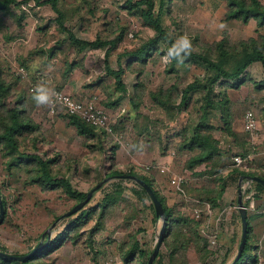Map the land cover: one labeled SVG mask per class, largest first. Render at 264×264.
<instances>
[{"label": "rangeland", "instance_id": "rangeland-1", "mask_svg": "<svg viewBox=\"0 0 264 264\" xmlns=\"http://www.w3.org/2000/svg\"><path fill=\"white\" fill-rule=\"evenodd\" d=\"M42 1L47 0H14L0 10V70L10 87L6 102L10 106L21 98L25 116L38 126L18 135L14 155L8 156L0 146V196L5 208L0 251L15 256L29 253L47 240L42 235L57 218L79 203L61 187L48 189L32 183L39 174L38 162L48 160L51 175L67 180L73 190L87 194L98 184L100 188L81 210L50 229L49 240H56L82 211H89L76 244L61 241L35 263L144 264L146 260L136 254L127 263L124 258L135 242L151 254L161 221L141 187L118 177L133 172L145 177L173 212L170 235L159 250L161 264H223L222 259H214L218 245H208V234L215 226V212L237 210V181H231L235 191L230 202L214 204L213 191L219 189L218 178L235 168L232 160L237 156L246 159L245 168H239L264 172V90L253 85L264 79L261 64L245 69L246 81L238 88L223 79L212 83L214 101L228 100L223 114L212 110L204 121L212 127L208 132L218 142L221 162L215 169L211 163L187 169L185 162L196 151L182 148V142L202 122L206 91H192L183 104L181 92L195 80L206 84L214 72L202 63H192L176 65L168 73L171 63L163 61L168 53L164 41L135 56L154 31L127 8L126 0H57L59 18L50 4L39 5ZM152 1L154 17L178 48L183 38L190 41V49L205 54L206 46L222 39L230 46L254 39L264 47V26L257 27L253 20L247 24L225 20L227 7H221L222 0ZM69 33L79 40H101L106 46L79 50ZM118 70L122 89L116 87L113 75ZM40 81L46 91L96 97L114 135H78L69 116L50 114L46 103L33 99L31 85ZM247 112L257 123L254 141L243 129ZM221 116L230 118L236 140L223 132ZM259 195L264 199V193ZM247 196H257L249 185L243 202ZM238 246L233 247L234 257Z\"/></svg>", "mask_w": 264, "mask_h": 264}, {"label": "trees", "instance_id": "trees-1", "mask_svg": "<svg viewBox=\"0 0 264 264\" xmlns=\"http://www.w3.org/2000/svg\"><path fill=\"white\" fill-rule=\"evenodd\" d=\"M225 2L227 6V12L225 20H234L240 21L244 24H247L249 20H254L256 22L257 27L264 26V4L260 2V0H222ZM14 0H2L0 1V10L8 7L9 4L13 3ZM50 4L51 8L55 13H57L58 18L61 16L60 11L57 8V0H47L40 2L39 5ZM125 4L127 8L130 10H134L139 14L140 19L149 29L154 31L153 37L148 40V42L143 45L138 51L134 53L135 56L140 57L143 53H146L149 49H155L156 45L159 41H164L167 43L168 51L172 48H178L175 45L174 40L171 36H169L164 28L159 23L158 18L154 17L153 14V1L152 0H126ZM70 41L79 46V50H83L85 48H101L106 46V43L96 39L95 41H84L75 38L72 33H69ZM113 42L110 43V46H113ZM215 46V48L213 47ZM206 46L204 48L205 53L195 52L190 49V52L187 55L183 56L182 62H177V60H172L171 67L168 73H173L174 66L176 65H187L192 63H202L206 65L210 71L214 72L213 77L207 79L206 84L195 80L192 83L187 84V86L181 92V102L185 103L187 96L196 90H204L206 91V95L204 98V104L202 106V110L204 112L203 118H201L202 122L193 130V133L190 138L185 139L182 142V148H185L189 151H196L195 155L190 157L186 162V168L192 169L196 166L211 163L212 169H215L219 166L221 159L219 158V150H218V142L209 134V130L212 129L208 124H204V121L209 116L212 110H219L221 114L224 113V107L227 106L228 100L224 98L223 101L218 100L214 101L213 98V89L212 83L219 79L230 81L231 87L238 88L241 84H243L246 80L242 77L245 69L251 66L254 63H260L264 72V47H261L259 43H257L254 39H249L247 41H240L237 45L230 46L227 39H222L214 45ZM148 49V50H147ZM217 50V52H216ZM109 52L106 51L105 55H108ZM114 79L116 82V87L122 89L121 82V72L118 70L114 72ZM254 88L258 91L264 90V79L259 82H254ZM230 86V85H229ZM175 88L174 86L172 89ZM10 87L5 84L2 79V73L0 70V146H3L8 151V156L14 155L18 150V135L29 131L33 132L37 130L38 126L34 125L33 122L25 116V111L22 108L21 98H17V100L9 106L6 102V98L9 95ZM228 107V106H227ZM70 124L75 127L78 135L83 137H92L94 133H98L100 135L106 136L103 132H100L94 127H91L85 124L80 119L69 116ZM221 120L224 121V128H222L223 132L227 134L228 137L236 140L237 136L231 129V120L230 118H225L221 116ZM18 161L14 160V164H17ZM39 174L36 175L31 181L32 183H36L42 187L48 189H57L61 187L68 196L71 198L78 200L80 202L86 194L77 192L72 189L70 183L62 178H55L51 175L49 169V162L39 161ZM130 175L136 176L146 184H148L153 190L155 196L161 202L164 215L166 218V227L164 230L162 244L167 242V238L170 235L171 229L169 228L172 224L173 220V212L170 208L165 207L163 204V199L159 197L156 191L153 189L151 183L143 176H139L133 172H129ZM121 175V174H119ZM241 176H256L264 180V172H256V171H245L241 168H232L226 176L219 177L220 185L218 190H214V199L216 204L218 200H220L225 188L227 187L229 181H237ZM255 191L259 198V194L264 193V187L254 183ZM142 192L146 195V198L149 199L145 190L141 188ZM249 192V191H248ZM247 193V192H246ZM3 203V201H2ZM215 206V205H214ZM4 207V203H3ZM151 208L154 207L151 203ZM5 211V208H4ZM90 212L86 211L81 212L75 220L71 221L70 224L63 230L61 234L57 236V239L60 240H49L48 243L44 246L42 250L37 252L35 255L26 259L24 261H11V260H1L4 264H38L35 263L39 258L45 256L48 252H50L51 248H56L57 243L62 244L61 241L69 240L71 244H76L78 241V229L84 223V220L87 219ZM155 216V214H154ZM1 221V219H0ZM66 235V236H62ZM58 241V242H57ZM61 242V243H60ZM250 250V239H249V226H247V235H246V243L242 250V253L235 264H241L242 260L246 257ZM136 254V256L141 260L148 261L150 256V251L147 252L144 249H140L137 242H135L130 250L127 252V255L124 258V262H129L132 257ZM160 254L157 255L154 264H161ZM253 260L252 262H255ZM146 262L144 264H146ZM241 262V263H240Z\"/></svg>", "mask_w": 264, "mask_h": 264}, {"label": "crops", "instance_id": "crops-1", "mask_svg": "<svg viewBox=\"0 0 264 264\" xmlns=\"http://www.w3.org/2000/svg\"><path fill=\"white\" fill-rule=\"evenodd\" d=\"M220 5L222 8L224 6L227 7L224 1H222ZM65 93L70 96L76 95L73 93ZM76 98L82 99L86 98V96L85 94H77ZM238 181L239 179L237 180L236 185H238ZM249 187L251 191H255L254 183L249 184ZM233 189V184H231V181H229L220 200H218V203L230 202L235 191ZM260 196L262 197V195ZM261 197L256 198L253 196L251 199L247 196L244 199L246 220L249 226L250 250L246 257L242 260L241 264H264V199H260ZM236 205L237 202L235 201L234 207H236ZM223 209L215 212V218L213 220L215 226L209 231L210 233L208 236H216L218 250H215L214 252V259H217L218 262L222 259L221 261H224L223 264H229L234 257L233 247H235L236 244L238 246L240 242L241 237L239 235H241V222L238 209L236 211L229 209L230 212H225ZM238 228H240L239 234L237 233ZM253 260L256 261L252 262Z\"/></svg>", "mask_w": 264, "mask_h": 264}, {"label": "built area", "instance_id": "built-area-1", "mask_svg": "<svg viewBox=\"0 0 264 264\" xmlns=\"http://www.w3.org/2000/svg\"><path fill=\"white\" fill-rule=\"evenodd\" d=\"M22 71V70H21ZM31 85L30 91L34 95L47 94L49 101L46 103L50 114L58 115L63 113L67 116H73L85 124L96 128L105 135L113 136V128L109 122L107 114L96 102V97L76 98L64 93L61 90L55 89L46 91V88L41 83ZM243 129L247 133L252 141L257 139V123L251 112H247L243 122ZM233 166L235 168L244 167L246 159L237 156L233 158ZM237 208V207H236ZM208 245L215 247L217 245L216 236H208ZM105 264H114L112 260H108Z\"/></svg>", "mask_w": 264, "mask_h": 264}, {"label": "water", "instance_id": "water-1", "mask_svg": "<svg viewBox=\"0 0 264 264\" xmlns=\"http://www.w3.org/2000/svg\"><path fill=\"white\" fill-rule=\"evenodd\" d=\"M118 177L132 180L137 185H139L141 188H143L145 190L147 196L151 200V203L154 207L155 216L161 221V226H160V230L158 232V236H157L156 241H155V246H154V248H153V250H152V252L148 258V261H147V264H154V261H155L157 255L159 254L164 230L166 227V218L164 215L163 206H162L161 202L158 200V198L155 196L151 187L148 184H146L144 181L139 179L138 177L133 176V175H121ZM252 183H257V184L264 187V180H262L261 178L256 177V176H241L239 178V181H238V192H237L236 202H237V209H238V213L240 216V222H241V239H240V243H239L237 252L235 254V257L233 258V260L229 264H235L238 261L240 255L242 253V250L244 248V245L246 243L248 224H247V220H246V208L244 206L243 197H244V193H245V187L249 184H252ZM98 188H100V184H98L97 186H95V188H93L90 192H88L85 195V197L77 205H75L71 210H69L68 212H66L65 214H63L59 218H57L55 223L58 222L59 220H61L62 218L72 216V215L76 214L79 210H81L89 202L93 192L98 190ZM3 214H4V207H3L2 199L0 196V219L3 216ZM55 223L51 226V228L55 225ZM50 229L47 230L42 235V238L46 237L47 240L45 242H39L36 246H34L31 249V251L29 253H27L25 255H21V256H15V255L7 254V253L0 251V258L3 260H11V261H24L26 259H29L33 255H35L37 252L42 250L44 248V246L48 243L49 238H50Z\"/></svg>", "mask_w": 264, "mask_h": 264}, {"label": "clouds", "instance_id": "clouds-1", "mask_svg": "<svg viewBox=\"0 0 264 264\" xmlns=\"http://www.w3.org/2000/svg\"><path fill=\"white\" fill-rule=\"evenodd\" d=\"M191 44L187 38H183L179 48L169 49L168 53L163 57L165 64L171 62L172 60H177V62H182L183 56L190 52ZM33 99L37 104L47 103L49 101V96L47 94L34 95Z\"/></svg>", "mask_w": 264, "mask_h": 264}]
</instances>
